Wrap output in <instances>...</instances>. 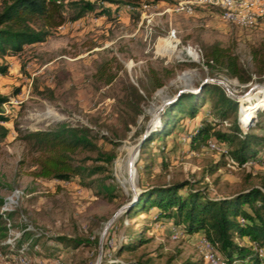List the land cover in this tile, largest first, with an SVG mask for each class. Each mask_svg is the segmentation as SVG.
Returning <instances> with one entry per match:
<instances>
[{
	"label": "rangeland",
	"instance_id": "rangeland-1",
	"mask_svg": "<svg viewBox=\"0 0 264 264\" xmlns=\"http://www.w3.org/2000/svg\"><path fill=\"white\" fill-rule=\"evenodd\" d=\"M91 1L96 11L102 8L104 12L87 11L70 19L66 8V20L45 39L0 55V63H7L6 72L0 73V93L8 97L2 109L9 116L3 122L9 131L0 141V196L14 186L19 189L13 227L18 229L23 220L38 236L35 244L11 255L8 247L0 245V264H106L125 258L147 259L148 264L184 259L211 264L199 244L203 234L181 235L165 221H153L144 213L127 217L122 211L142 186L153 183L185 179L214 196L264 183L260 152L244 166L231 167L225 161L209 173L213 161L223 158L221 150L207 147L213 136L189 142L197 115L210 113L209 93L196 116L179 114L172 134L163 141L153 140L143 151L138 149L164 101L172 100L179 89L194 91L209 81L220 83L238 101L236 111L220 127L236 117L243 131L264 134V74L257 78L250 53L251 47L264 44V16L254 25L240 26L224 19L219 7L188 0ZM213 42L232 46L251 79L242 82L210 71L201 53L204 45ZM102 61L116 72L108 83L94 75ZM164 67L169 69L167 76H163ZM153 70L162 84L151 88ZM131 85L143 95L138 113L130 105ZM37 89H43L42 93ZM71 112L77 116L62 118ZM59 119L90 127L96 142L114 152L108 171L98 174L113 185V196L96 193L77 177L44 178L29 173L28 146L20 135ZM173 227L177 236H172ZM60 234L96 242L58 249L53 237ZM140 234L147 240L117 252L121 242L133 241ZM12 243L10 247L15 248ZM21 245H26L25 240Z\"/></svg>",
	"mask_w": 264,
	"mask_h": 264
},
{
	"label": "trees",
	"instance_id": "trees-1",
	"mask_svg": "<svg viewBox=\"0 0 264 264\" xmlns=\"http://www.w3.org/2000/svg\"><path fill=\"white\" fill-rule=\"evenodd\" d=\"M66 8L70 10V19H77L87 11L104 12L102 8L96 11V3L91 0H0V55L9 51L15 53L24 44L45 39L56 26L66 20ZM250 53L254 73L260 79L264 74V44L251 47ZM201 57L210 71L218 70L225 76L235 77L242 82L251 79L232 46L215 42L206 44ZM6 69L7 63H0V73L6 72ZM162 70L163 76L169 74V69L164 67ZM115 74V71L108 69L105 61L97 65L94 73L104 83L110 82ZM151 84V88L162 84V79L156 75L155 70L151 74ZM131 86L134 98H130V105L138 113L141 111L138 102L143 95L135 86ZM44 89L51 90L49 87ZM42 90L37 89V92L41 94ZM206 93L211 96L208 101L210 113L197 115L201 105L206 103ZM6 101L8 97L0 93V141L9 131V127L3 123L9 120L8 113L2 109V103ZM237 104L236 98L228 95L225 88L216 81L204 82L194 91H181L161 108L155 123L142 134L138 149L145 150L149 143L158 138L163 141L174 132L180 120L179 114H187L190 117L198 116L196 125L189 131L191 144L211 134L212 139L222 143L225 148V152L221 153L224 159L220 157L213 161L208 169L209 173L223 165L227 156L239 165L247 159H254L264 149V134L243 131L236 117H233L229 125L220 127L236 111ZM245 107L251 108L250 105ZM252 112L250 110L248 114ZM20 138L28 146V163L31 166L29 173L32 176L58 179L77 177L80 184L94 188L96 193L113 196V185L105 183L98 174L108 171L114 152L103 149L96 142V135L90 132V127L74 123L70 119H59L48 127L26 130ZM2 201L0 196V205ZM142 213L153 221L169 222L178 228L181 235L191 236L194 232L203 234L225 264H264V183L251 184L217 196L185 179L148 184L133 195L122 211L127 217ZM13 214V210L5 212V216L0 212V245L8 247L10 255L16 253L18 248L30 247L38 239L34 231L25 228L27 223L21 220L17 225L20 233L13 240L15 248L10 247L13 241H4L8 236L5 219L7 217L11 226H15ZM53 239L56 240L58 249L63 246H87L96 242V239L89 237L63 234L56 235ZM22 240H25V246L21 245ZM146 240L141 234L137 235L133 241L121 242L117 252L131 250ZM147 262V259L125 258L106 264H148ZM164 264L198 263L184 259L177 263H169L167 260Z\"/></svg>",
	"mask_w": 264,
	"mask_h": 264
},
{
	"label": "built area",
	"instance_id": "built-area-1",
	"mask_svg": "<svg viewBox=\"0 0 264 264\" xmlns=\"http://www.w3.org/2000/svg\"><path fill=\"white\" fill-rule=\"evenodd\" d=\"M190 3L197 5H211L221 9L222 17L236 25L251 26L254 25L259 19L264 16V0H188ZM3 104V103H2ZM77 116L74 112L62 115V118H74ZM207 147L210 149L221 150L225 152V148L221 147L214 139L207 140ZM260 158L264 159V149L260 151ZM251 162V159L243 161L240 165L231 157H226V164L228 166H244ZM20 191L17 187H12L2 198L3 201L0 205V212L5 216V212L13 210L20 200ZM5 224L8 227V236L5 242H12L20 233V231L11 226V221L6 217ZM29 228V226H25ZM172 236H177L178 232L176 227L172 228ZM199 244L204 247V257L211 264H225L224 260L216 254L210 242L202 236ZM259 251H262L259 248Z\"/></svg>",
	"mask_w": 264,
	"mask_h": 264
},
{
	"label": "water",
	"instance_id": "water-1",
	"mask_svg": "<svg viewBox=\"0 0 264 264\" xmlns=\"http://www.w3.org/2000/svg\"><path fill=\"white\" fill-rule=\"evenodd\" d=\"M181 91H184L183 89H179L177 92H176V94H178L179 92H181ZM175 94V95H176ZM170 101V100H169ZM166 103H168V100H166V101H164L162 104H161V106L160 107H162L164 104H166ZM159 112V111H158ZM127 204V203H126ZM126 204L124 205V207L126 206Z\"/></svg>",
	"mask_w": 264,
	"mask_h": 264
},
{
	"label": "crops",
	"instance_id": "crops-1",
	"mask_svg": "<svg viewBox=\"0 0 264 264\" xmlns=\"http://www.w3.org/2000/svg\"><path fill=\"white\" fill-rule=\"evenodd\" d=\"M166 224H167L168 226L170 225V223H168V222H166ZM195 234L197 235L198 232H194V233H192V235H195ZM196 235H195V236H196Z\"/></svg>",
	"mask_w": 264,
	"mask_h": 264
}]
</instances>
